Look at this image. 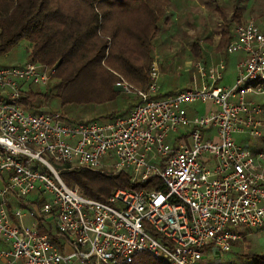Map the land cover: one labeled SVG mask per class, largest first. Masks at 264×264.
Segmentation results:
<instances>
[{
    "label": "built area",
    "instance_id": "built-area-1",
    "mask_svg": "<svg viewBox=\"0 0 264 264\" xmlns=\"http://www.w3.org/2000/svg\"><path fill=\"white\" fill-rule=\"evenodd\" d=\"M226 51L243 54L229 86L218 84L223 59L196 62L198 89L151 99L159 79L153 61L146 91L113 72L114 88L139 98L128 116L78 124L20 103L21 82L45 86L53 69L34 61L0 67V264H129L140 253L199 264L208 246L227 252L245 232L264 234V103L246 98L264 96L252 85L264 79V22L235 24ZM195 102L209 103V112L191 118ZM182 126L186 133L177 135ZM58 164L126 171L139 188L88 198L61 179ZM25 216L51 223L57 242L15 222Z\"/></svg>",
    "mask_w": 264,
    "mask_h": 264
},
{
    "label": "trees",
    "instance_id": "trees-1",
    "mask_svg": "<svg viewBox=\"0 0 264 264\" xmlns=\"http://www.w3.org/2000/svg\"><path fill=\"white\" fill-rule=\"evenodd\" d=\"M0 0V57L18 50L23 41L31 46L26 52L28 61L40 63L44 68L54 70V82L48 90L33 92V84H22L20 103L27 112L42 113L47 108L50 100L57 98L60 104H105L123 101L124 105L116 104L115 109L106 111L104 121L66 120L71 124L86 123L91 121L106 122L119 117H126L133 107L139 102L135 95H124L116 92L113 83L117 76L111 69L119 71L122 77L127 79L135 87L142 91L148 89L150 83L149 51L151 39L160 29V25L168 21L167 9L175 4H181V0ZM75 3V11L70 2ZM247 0H232V4L223 9L216 0L212 11L220 20V44L215 48L216 55L224 56L226 46L233 39L235 24L242 22V14ZM264 5V0L262 1ZM83 9L82 21L80 9ZM71 10V11H69ZM144 23L146 30L136 32L122 25ZM125 22V23H124ZM131 22V21H130ZM233 29V31H232ZM107 31L106 36L101 35ZM101 33V34H100ZM126 35L133 40L135 46L143 51L146 57L145 65L138 60L135 63L124 61L121 65L115 64L113 57L108 53L106 40L119 41ZM98 47L87 55L75 68L70 67L73 55L86 44ZM98 41V42H97ZM94 45V46H95ZM193 45L199 52L200 45L197 40ZM120 57L121 61L125 60ZM201 58L202 55H198ZM218 60V59H217ZM203 65L209 62L202 60ZM105 64H107L105 66ZM13 64L10 66H18ZM57 78V79H56ZM41 87V86H40ZM43 89V88H41ZM185 90V89H184ZM180 91H166L162 89L150 94L151 99H160L176 95ZM133 97V98H132ZM53 111H51L52 113ZM60 169L59 176L70 187H77L79 192L99 201H106L108 196L117 188L136 189L128 172L106 175L98 171H90L85 168L68 169L67 164L56 165ZM147 189L150 186H146ZM41 205V201L36 202ZM37 230L39 233H48L49 238L57 242L51 223L44 218H38ZM211 246L205 248L210 249ZM250 264H264V254H245ZM129 264H163L147 253H140Z\"/></svg>",
    "mask_w": 264,
    "mask_h": 264
},
{
    "label": "rangeland",
    "instance_id": "rangeland-1",
    "mask_svg": "<svg viewBox=\"0 0 264 264\" xmlns=\"http://www.w3.org/2000/svg\"><path fill=\"white\" fill-rule=\"evenodd\" d=\"M56 1L59 3L63 2L62 0ZM216 1L223 9L228 8L232 4V0ZM262 1L263 0H247L245 10L242 14L243 17L241 18L242 22L247 19L264 22V5L262 4ZM69 2L70 6L68 5V8H72L73 11H75V3L73 1ZM175 3L176 1H174L171 7H168V21L165 24L160 25V29L151 39V48L149 51L150 61L148 65L153 61L157 62L159 66V79L157 85L163 92L198 89L199 75L194 64L196 62L202 63V60H205L210 64L212 62H217L221 58V56L216 55L215 50V47L220 44L221 41L220 20L212 11L214 4L211 3V0H181L180 5ZM80 11L82 12L81 17L83 21V9L81 8ZM130 21L127 26L124 24L122 26L128 27V29L131 28L136 32H141L142 28L146 30L144 23H134V21ZM101 33L100 34L105 37L107 31H102ZM123 37L125 38L120 39L119 41H117V39L109 40L108 38L106 40L108 53L114 58L113 61H115V64L121 65L124 61L135 63V61L138 60L141 65H145L146 57L143 54V51L135 46L133 40H130L126 33ZM195 40H197L201 47L199 52L196 51L197 47L193 45ZM94 43L95 41L93 44ZM94 45L86 44L84 47L78 49L71 59L69 65L70 67L72 66L71 69L84 61L87 55H91L93 48L95 50L98 47L97 43L95 46ZM30 46L29 43L23 41L18 50L0 57V67L18 63L23 64L28 61L25 51L30 48ZM117 54H120L125 60L121 61L120 57L115 56ZM199 54L203 57L201 58L198 56ZM106 65L107 64H105V66ZM111 72L119 73V71L115 69H111ZM235 77L236 67L234 69V67L230 66V68L225 71L224 82L230 80V82H234ZM125 81L135 87L127 79H125ZM54 82H56V80L54 79V76H52V78H49V81L45 86H32L30 90L36 93L39 91L42 92L48 90ZM252 85L253 87L264 89V79H259L258 81L253 82ZM114 90L121 95H135L115 88ZM246 98L256 103H264V96L262 95L248 94ZM118 103L124 105L123 101L120 100L115 103H105L101 105H62L57 98H54L50 100L47 108H44L42 113H51V111H53L52 113L59 114L60 120L65 123H69L66 121L68 119L76 122L94 119L104 121L108 119L104 117V113L115 109L114 105ZM210 107L209 103L195 102L194 104H190L188 105L189 116L191 118H200L209 112ZM187 129V127L182 126L177 130L176 134H185ZM236 139L237 141L243 140L246 142L249 140L250 142H254L253 139L247 135L238 134L236 135ZM56 169L60 172L58 167ZM245 230L252 229L246 227ZM245 254H264V234H257L254 231L245 232L244 237L238 242H235L227 252H223L214 247L206 249L203 254L204 260L199 264H250L251 261L244 257Z\"/></svg>",
    "mask_w": 264,
    "mask_h": 264
},
{
    "label": "crops",
    "instance_id": "crops-1",
    "mask_svg": "<svg viewBox=\"0 0 264 264\" xmlns=\"http://www.w3.org/2000/svg\"><path fill=\"white\" fill-rule=\"evenodd\" d=\"M234 37V36H233ZM22 44V43H21ZM227 52V51H226ZM233 55V56H231ZM220 56V54H219ZM243 57V54L241 52H234V53H226L224 54V56H221L220 59H223L224 62H225V70L223 72V77L222 79L218 82L219 85L221 86H229L231 85L233 82H230V81H225L224 82V75H225V71L228 70L230 68V66L236 67L238 61ZM219 61V60H218ZM236 78V77H235ZM235 80V79H234ZM199 86H200V79H199ZM189 111V109H188ZM197 112V111H196ZM189 114V113H188ZM239 142H244L245 144H249L253 147V149H258L260 147V143L259 142H249L248 141H239ZM3 183V178L0 179V186L2 185ZM10 203L13 205V206H17V204L21 205L22 207H28L27 206V202L24 201H20V202H16L15 200H10ZM15 220V219H14ZM15 222L23 227H28V228H33V229H37V220H34L33 218H30L28 216H25L23 217L21 220H15ZM0 246H2V244L0 243ZM3 247V246H2Z\"/></svg>",
    "mask_w": 264,
    "mask_h": 264
}]
</instances>
